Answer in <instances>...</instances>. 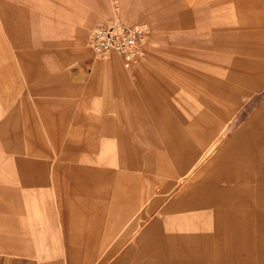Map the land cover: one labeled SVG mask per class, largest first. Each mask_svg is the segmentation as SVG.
Here are the masks:
<instances>
[{"label":"rangeland","instance_id":"1","mask_svg":"<svg viewBox=\"0 0 264 264\" xmlns=\"http://www.w3.org/2000/svg\"><path fill=\"white\" fill-rule=\"evenodd\" d=\"M183 1L187 4L180 6ZM8 2L15 20L19 18V24H23L16 32L19 37L25 36L19 43H14L9 36L8 58L16 59L21 74L18 98L24 99L25 111L33 113L38 122V129L25 128L26 136L30 134L40 141L36 139V144L30 143L27 147L24 142L26 148L20 153L6 151L0 145V182L10 187L3 195L8 206L0 207V235L23 240L13 242L0 237V264H142L133 259H117L124 250L130 251V243L156 218H167L169 226L180 231H189L192 226L212 231L215 219L208 209L200 210L198 217L180 219L181 213L165 211L189 184L200 187V191H242L230 185L242 182L236 176L242 175L244 168L249 170L250 177L257 175L252 181L259 184L257 191H264V148L235 147L234 159L240 161L242 154L245 159L249 150L251 163L226 165V151L221 147L223 143H219L181 181L175 161L168 160L169 168L160 157L170 152L165 133L160 131L175 132L181 124L193 123L201 110L210 111L214 100L215 72L179 55L178 51H196L205 59L208 53L239 59L258 57L256 53L261 46L249 44L246 36L264 31V0ZM115 5L125 20L147 21L152 27L147 54L131 66H126L118 53L100 56L88 45L91 27L107 21L115 13ZM181 9L187 13L182 15ZM141 11L145 14L140 15ZM114 57L124 73L113 79L112 72L102 64ZM40 58L45 64L38 69ZM211 63L244 74L237 64ZM76 68L82 75L74 76ZM239 98L234 130L259 107L264 110V86L242 93ZM166 113L172 115L173 124L157 122V114L165 121L160 114ZM91 116L112 117L118 129L148 128L158 133V141L141 143L144 153H154L150 158L153 166L141 157L138 164L124 163L119 138L104 132L100 126L102 119L89 121ZM260 129L264 138V122ZM251 132L256 133V128ZM82 141L95 142V148L80 150V158L69 159L68 143ZM31 148L35 154L28 152ZM216 154L217 162L211 163ZM19 156L47 162L45 171L35 182L22 178L16 162ZM87 166L110 171L128 169L139 178L137 181L124 179L122 184L126 199L138 192L139 204L146 200L137 212L141 216L124 223L116 234H105V227L114 229L115 220L111 216L118 210L119 190L113 180L86 178L82 168ZM133 181L135 190L130 189ZM162 189L167 190L164 193ZM220 198L229 202L217 216L228 219L227 237L210 247L211 264H264V225L255 220L247 222L252 214L258 217L257 197L222 193ZM109 208L112 212L108 219L104 210Z\"/></svg>","mask_w":264,"mask_h":264},{"label":"crops","instance_id":"2","mask_svg":"<svg viewBox=\"0 0 264 264\" xmlns=\"http://www.w3.org/2000/svg\"><path fill=\"white\" fill-rule=\"evenodd\" d=\"M8 0H0V145L1 148L11 152H22L27 144H36L38 137L34 138L30 134L27 135L26 127L28 129H38V122L31 112H27L24 109V99H19V86L21 80V74L16 63V59L10 60L9 57V36H12L14 43H19L24 40L25 36H20L16 32L17 28L22 24H19V18L15 20L13 11L9 7ZM184 1L180 6H185ZM182 15L187 13L184 9H181ZM12 15L10 16V14ZM138 14V13H136ZM140 15L145 14L144 11L139 12ZM181 22L183 20H180ZM106 22V21H105ZM104 23V22H102ZM101 24V22L97 23ZM95 24V25H97ZM94 26V25H93ZM92 26V27H93ZM89 34V33H88ZM246 40L249 44L260 45L261 48L257 51L255 58L239 59L231 57L226 54L208 53L205 58L201 57V53L196 51H190L183 49L178 51L179 55L189 58L192 62L201 64L204 68H208L215 72L216 76L213 77V95L216 103H210V111L201 110L197 115L193 123H183L175 132L162 129L160 132L165 133V141L170 149L168 155H162L165 159V166H168V160L175 161V165L178 169L179 181L185 176L192 173L200 162L205 159L213 148H216L219 143H223L221 147L225 148V164L230 165L241 164L246 166L250 164L249 150L245 153V159L242 154L240 161L235 160L237 157L236 148H251L255 147L264 148V138H262V131L260 126L264 122V110L258 108L246 122L234 130V126L238 122V115L235 114L237 104H239V97L242 93H247L252 89H256L260 86H264V31L259 34L250 32L246 36ZM88 41V40H87ZM169 52L172 51L170 47H167ZM20 54V53H19ZM17 55V54H16ZM41 59V58H40ZM211 62H231L239 65V69H242L243 73L240 75L238 72L227 70L225 67L219 64L213 65ZM45 63L40 61L38 69L42 68ZM108 67L112 72L111 78H116L119 73H124L123 68L119 64L116 57L103 62L102 67ZM36 67V66H35ZM73 71L74 76L82 73L76 68ZM38 70L36 69V72ZM39 72V71H38ZM227 78V79H226ZM229 79V81H227ZM231 80L239 81L238 84L230 83ZM151 99V98H150ZM262 112V115L260 113ZM164 117L165 121L160 120V116L157 114V122H165L167 124H173L172 115L169 113L160 114ZM143 119V117H141ZM89 121H100V126L104 129L106 134L116 135L121 141V151L123 152V162L127 165L137 164L141 159L148 162L150 166L152 162L151 157H154V153H144L141 149L142 142H156L158 141L157 134L154 130L150 129H135V131L118 129L114 123L112 117L97 118L91 116ZM26 125L24 126V124ZM256 128V133H252L251 129ZM231 130H234L231 132ZM261 132V133H260ZM231 133V134H230ZM251 134L253 136H251ZM256 135L257 137H255ZM224 136V141L223 137ZM37 139V140H36ZM177 139V140H176ZM220 140V141H219ZM25 142V146H24ZM178 145V146H177ZM67 156L69 159H78L80 150H91L95 148V142L82 141V142H70L68 143ZM180 148V149H179ZM31 148L28 152L35 154ZM213 153V152H212ZM210 153V155L212 154ZM209 155V156H210ZM217 155V154H216ZM220 156V155H219ZM141 157V159H139ZM217 156H213L211 163L217 162ZM216 158L215 160H213ZM176 159V160H175ZM16 161L20 167L22 178L25 181L35 182L37 178L41 177V173L45 171L47 165L46 161L36 160L25 157H17ZM128 160V162H126ZM255 162V161H254ZM1 166V165H0ZM36 167V168H34ZM170 168V165H169ZM38 169L42 172L36 173ZM86 178L92 181L97 180L99 177L102 180H113L114 187L116 188L119 206L114 216H111L112 227L114 229L108 230L109 227H105L106 232L117 233L119 228L124 223L133 220L137 217L140 207L146 202L142 200L139 204V193L134 192L131 197L127 199L124 197L123 180L131 178L137 181L139 178L133 175V172L126 170L110 171L104 168H92L83 167ZM31 170V171H30ZM2 168L0 167V174ZM236 178L242 180L241 183H235L230 185V188L242 189V191H200V187H195L193 184H189L184 191H181L170 203L165 211L179 212L178 218H191L198 217L199 211L208 209L210 214L214 217V226L209 230H197L198 226H192L189 231H180L174 229V226H169V220L156 218L148 227L142 231V233L130 243L131 249L129 252L126 250L118 257L117 260L133 259L142 261V264H188L189 261H193L196 264H211L212 250L210 247L216 244L220 238L227 237V224L228 219L225 217L217 218L220 209L226 207L229 204L226 199H221L222 193H234L239 194L241 197H257V218L254 214L247 218V222L252 223L254 220L264 225V191H257V185L253 180L257 179V175L253 177L249 176V170L242 169V175H237ZM234 180V177L231 178ZM91 181V182H92ZM132 182L130 189H137L135 182ZM188 188V189H187ZM202 189V188H201ZM10 190V187L0 182V207L3 209L7 205V202L3 200V195L6 191ZM164 190L167 189H162ZM166 192V191H165ZM164 192V193H165ZM151 196V194L149 195ZM150 198V197H149ZM157 199L155 200V202ZM153 203V201H152ZM13 206V203L10 202ZM10 207V206H9ZM8 207V208H9ZM206 211V213H208ZM106 216L109 219L111 215V208L105 209ZM138 216H141L139 213ZM110 218V219H111ZM15 219V218H13ZM11 222V219L9 220ZM14 223V222H13ZM12 225V224H11ZM169 228L171 230H169ZM180 229V226L178 227ZM108 230V231H107ZM4 236V235H3ZM2 237V235H0ZM7 241L16 242L22 240L20 237H2ZM23 241V240H22ZM136 246L133 248V246ZM129 246V245H128ZM114 251L116 249H113ZM263 258H264V248ZM74 261V260H73Z\"/></svg>","mask_w":264,"mask_h":264},{"label":"built area","instance_id":"3","mask_svg":"<svg viewBox=\"0 0 264 264\" xmlns=\"http://www.w3.org/2000/svg\"><path fill=\"white\" fill-rule=\"evenodd\" d=\"M151 34L152 27L147 21L129 22L122 18L119 6L115 5V13L106 22L91 27L88 45L100 56L118 53L123 63L131 66L147 54Z\"/></svg>","mask_w":264,"mask_h":264}]
</instances>
